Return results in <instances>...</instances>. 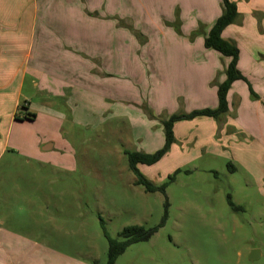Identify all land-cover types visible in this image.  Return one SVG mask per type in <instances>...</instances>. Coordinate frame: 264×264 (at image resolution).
I'll return each instance as SVG.
<instances>
[{
  "label": "rangeland",
  "instance_id": "obj_1",
  "mask_svg": "<svg viewBox=\"0 0 264 264\" xmlns=\"http://www.w3.org/2000/svg\"><path fill=\"white\" fill-rule=\"evenodd\" d=\"M32 3L0 0V32L23 41L29 30L22 7ZM157 3L167 12L166 0H110L119 9L116 21L128 30L126 39L132 26L156 30L162 24ZM222 117L200 121L206 124L199 127L192 119L177 120L183 123L173 130L171 148L155 164L138 165L153 184L167 183L165 192L136 183L124 153L138 147L130 122L111 120L108 113L97 119L100 127L65 129L72 148L58 159L70 161L68 167L43 166L14 142L2 152L0 143V264H107L102 221L112 237L130 225L159 227L116 264H264V160L244 165L246 140L233 127L224 130ZM142 127L139 132L148 125ZM154 130L152 136L159 129Z\"/></svg>",
  "mask_w": 264,
  "mask_h": 264
},
{
  "label": "crops",
  "instance_id": "obj_2",
  "mask_svg": "<svg viewBox=\"0 0 264 264\" xmlns=\"http://www.w3.org/2000/svg\"><path fill=\"white\" fill-rule=\"evenodd\" d=\"M232 1L239 14L222 37L239 47L238 68L245 80L232 84L221 125L245 138L240 156L249 165L256 157L264 160V0ZM166 2L167 12L157 3L162 24L156 30L141 23L132 26L138 35L129 30L128 39L110 0H33L23 6L29 30L24 40L0 32L1 151L14 142L43 166L68 167L70 161L58 159L72 148L65 129L100 127L103 121L97 119L108 113L111 120L130 122L128 130L138 143L131 151L151 153L165 143L161 130L170 115L216 109L231 58L206 48L204 41L223 14V1ZM24 101L28 107H21ZM140 119L148 127L139 132ZM208 119L213 117L189 123L199 127ZM28 129L31 136L25 134Z\"/></svg>",
  "mask_w": 264,
  "mask_h": 264
},
{
  "label": "trees",
  "instance_id": "obj_3",
  "mask_svg": "<svg viewBox=\"0 0 264 264\" xmlns=\"http://www.w3.org/2000/svg\"><path fill=\"white\" fill-rule=\"evenodd\" d=\"M223 1V14H221L214 25L212 26L210 32L205 37L204 45L206 48H212L221 52L223 56L230 57L231 61L227 68L226 80L219 84L218 88V99L219 106L216 109H197L191 111L190 113H175L172 114L167 120L163 122L164 135H165V145L163 149H159L154 153H144L141 151H130L124 150V153L128 157L130 169L135 173L137 179L136 183L145 187L148 192H154L160 190L165 192L167 188V183L163 186H157L153 184L148 178L143 176L140 172L139 164L152 165L158 162L164 154L171 148L174 142V129L177 120L193 119L196 117H213L217 118L222 116L224 113L228 112L229 105L227 100L228 92L230 91L232 84L238 80H245V77L241 74V70L238 68V57L240 54V49L234 41L226 40L222 37L225 29L235 22L239 9L236 2L232 0H222ZM174 178L171 177L172 181ZM230 206L239 210L241 206H238L232 199L231 195L227 197ZM165 222V219L163 223ZM104 234L108 240V252H107V264H116L118 257L125 253L128 247L137 243L148 241L152 235L157 231L159 227L146 229L144 226L130 225L124 227L121 232H119L117 237H112L110 233L105 228V223L102 221Z\"/></svg>",
  "mask_w": 264,
  "mask_h": 264
},
{
  "label": "built area",
  "instance_id": "obj_4",
  "mask_svg": "<svg viewBox=\"0 0 264 264\" xmlns=\"http://www.w3.org/2000/svg\"><path fill=\"white\" fill-rule=\"evenodd\" d=\"M28 104H29L28 102L24 101L23 106H21V107H28Z\"/></svg>",
  "mask_w": 264,
  "mask_h": 264
}]
</instances>
